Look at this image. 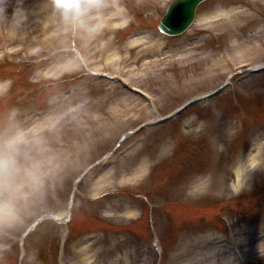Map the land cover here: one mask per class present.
<instances>
[{
  "label": "rangeland",
  "instance_id": "rangeland-1",
  "mask_svg": "<svg viewBox=\"0 0 264 264\" xmlns=\"http://www.w3.org/2000/svg\"><path fill=\"white\" fill-rule=\"evenodd\" d=\"M170 1L116 0L134 43L114 30L111 7L88 36L51 0H0V121L16 108L41 125L60 165L44 197L0 231V264H264V73L242 70L264 63V0H208L184 34L166 37L158 22ZM228 79L175 122L144 125ZM40 84L39 95L26 89ZM69 207L71 220L46 218L25 236Z\"/></svg>",
  "mask_w": 264,
  "mask_h": 264
},
{
  "label": "clouds",
  "instance_id": "clouds-1",
  "mask_svg": "<svg viewBox=\"0 0 264 264\" xmlns=\"http://www.w3.org/2000/svg\"><path fill=\"white\" fill-rule=\"evenodd\" d=\"M51 6L66 27L88 36L101 30L103 10L108 7L121 26L131 19L127 8L116 0L111 5L107 0H51ZM41 127H27L16 108L9 109L0 121V231L16 226L30 205L44 197L59 170L58 157ZM234 192L239 194V189Z\"/></svg>",
  "mask_w": 264,
  "mask_h": 264
},
{
  "label": "bare ground",
  "instance_id": "bare-ground-1",
  "mask_svg": "<svg viewBox=\"0 0 264 264\" xmlns=\"http://www.w3.org/2000/svg\"><path fill=\"white\" fill-rule=\"evenodd\" d=\"M109 18H112V17H111V14H110V17H109ZM207 21H208L207 18H203V19L201 20L200 25L205 24ZM260 35H261V34H260ZM12 36H13V40H15L16 37H15L14 35H12ZM6 37H7V39H9L8 36H6ZM258 37H259V35L256 36L257 39H258ZM8 41H9V40H8ZM137 41H138V39H134V43H136ZM130 44H131V43H130ZM254 44H255V42H254ZM16 47H17V46H16ZM3 48H4V45H3L2 42H1V43H0V49H3ZM13 49H15V48H13ZM14 52H16V51H14ZM0 54H1L2 56H7V53L4 52V51L0 52ZM120 60H121V59H118L119 62H120ZM108 61H110V60H108ZM106 62H107V61H106ZM5 88H6V86L3 84V86L0 87V92L3 91Z\"/></svg>",
  "mask_w": 264,
  "mask_h": 264
},
{
  "label": "water",
  "instance_id": "water-1",
  "mask_svg": "<svg viewBox=\"0 0 264 264\" xmlns=\"http://www.w3.org/2000/svg\"><path fill=\"white\" fill-rule=\"evenodd\" d=\"M199 0H194V3H193V7L195 6V4L198 2ZM181 4H182V2H181ZM182 6H184L183 4H182ZM193 10V9H192ZM182 10H181V8H180V12H181ZM190 17H191V14L185 19L186 21H185V24L183 25V27L187 24V22L189 21V19H190ZM183 27H181L180 29H182Z\"/></svg>",
  "mask_w": 264,
  "mask_h": 264
}]
</instances>
